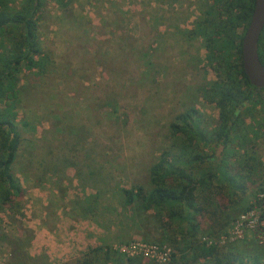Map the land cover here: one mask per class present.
<instances>
[{
    "label": "rangeland",
    "instance_id": "rangeland-1",
    "mask_svg": "<svg viewBox=\"0 0 264 264\" xmlns=\"http://www.w3.org/2000/svg\"><path fill=\"white\" fill-rule=\"evenodd\" d=\"M206 2L72 0L62 8L44 0L37 14L41 64L24 67L16 81L20 144L12 171L21 191L0 208V264H57L84 257L68 252L51 258L29 226L38 229L47 185L59 192L60 199L50 197L54 205L74 208L106 230L104 244L141 239L174 251L171 239L160 242L165 218L125 206L120 190L152 186L151 165L166 151L177 150L179 140L170 129L180 122L177 115L195 109L206 130L218 119L212 87L221 69L215 58H207L205 39L195 34ZM256 107L252 116L244 112L241 119L246 126L242 134L250 140L237 145L233 135L228 144L231 162L245 159L246 151L261 163L252 175L254 183L244 182L247 203L264 179V110ZM206 149L199 144V153ZM63 192L69 201L62 202ZM241 203L238 213L230 212L235 218L242 213ZM198 220L200 239L209 230L211 236L224 230L218 232L220 224L207 214ZM174 222L168 233L178 239L179 227L184 231L187 222ZM246 235L253 238L249 231ZM252 241L237 249L246 264H251L250 254H260L259 264H264V241ZM101 263L111 262H94Z\"/></svg>",
    "mask_w": 264,
    "mask_h": 264
},
{
    "label": "trees",
    "instance_id": "trees-1",
    "mask_svg": "<svg viewBox=\"0 0 264 264\" xmlns=\"http://www.w3.org/2000/svg\"><path fill=\"white\" fill-rule=\"evenodd\" d=\"M55 1L65 8L72 0ZM206 1L204 15L196 23L195 34L205 39L207 58H215L221 69L218 82L212 87L215 103L219 108L218 119L210 130H206L200 126L199 114L195 109L177 115L180 122L170 124L172 134L179 140L177 150L172 154L166 151L151 165L149 180L152 186L148 189L141 186L122 187L120 195L125 206L154 210L157 216L165 218H161V228L166 233L160 242L171 239L169 242L174 247L171 261L167 264H190L191 261H200L201 264H246L242 251L237 246L251 244L253 238L222 246L207 245L198 236V217L209 215L212 223L220 224V232L235 219L230 212L235 211L241 202L240 212L259 204L257 196L252 202H246L244 197L248 186L244 182L254 183L252 175L256 171V165L261 163L246 151L245 159L234 158L231 162L229 158L234 153L228 148L233 135L237 145L246 144L250 140L247 134H242L246 129L245 122L241 120L243 113L238 115L234 109L248 112L253 107L261 106L264 110V88L255 91L254 96L251 94L245 86L256 87L250 85L241 62V41L254 0ZM43 2L44 0H0V208L21 191L18 178L12 171L20 144L15 111L18 93L16 81L24 67L32 68L41 64L37 14ZM218 10L221 14L217 16L215 13ZM212 33L214 37L211 36ZM262 34L258 54L264 64ZM233 54L238 57L234 59ZM200 143L207 147V151L198 152ZM220 144L223 148L218 149L217 155L216 149ZM249 161H252L251 164ZM261 190H264V179L256 193ZM175 220L187 222L184 231L179 227L178 239V235L174 234L171 238L168 233ZM212 233L209 230L206 235ZM249 258L251 264H259L261 255L250 254ZM142 259L138 256L127 257L111 246H100L89 248L81 259L57 264H94L96 260L110 261L109 264L152 263Z\"/></svg>",
    "mask_w": 264,
    "mask_h": 264
},
{
    "label": "crops",
    "instance_id": "crops-1",
    "mask_svg": "<svg viewBox=\"0 0 264 264\" xmlns=\"http://www.w3.org/2000/svg\"><path fill=\"white\" fill-rule=\"evenodd\" d=\"M47 188L48 192L45 193L48 197L40 202L38 229L32 223H29V226L34 227L35 233L40 237V244L44 245L51 258L68 252L83 254L92 247L110 246L103 242L106 238L104 234L106 230L103 227L90 222L87 215L77 214L74 208L63 210L65 207L63 203L54 205L51 198L55 199L54 195L59 198V192L48 185ZM40 189H43V186ZM62 199V202L70 200L68 192H63Z\"/></svg>",
    "mask_w": 264,
    "mask_h": 264
},
{
    "label": "built area",
    "instance_id": "built-area-1",
    "mask_svg": "<svg viewBox=\"0 0 264 264\" xmlns=\"http://www.w3.org/2000/svg\"><path fill=\"white\" fill-rule=\"evenodd\" d=\"M259 204L240 213L224 230L215 236L204 235L201 240L207 245L222 246L231 242L240 241L247 237L249 231L255 240L264 241V190L257 193ZM114 250L127 257H142L155 264H167L171 261L173 249L166 244L146 242L134 239L123 245H113Z\"/></svg>",
    "mask_w": 264,
    "mask_h": 264
},
{
    "label": "water",
    "instance_id": "water-1",
    "mask_svg": "<svg viewBox=\"0 0 264 264\" xmlns=\"http://www.w3.org/2000/svg\"><path fill=\"white\" fill-rule=\"evenodd\" d=\"M264 25V0H254L253 10L241 41L242 67L249 82L264 87V64L258 55V41Z\"/></svg>",
    "mask_w": 264,
    "mask_h": 264
},
{
    "label": "flooded vegetation",
    "instance_id": "flooded-vegetation-1",
    "mask_svg": "<svg viewBox=\"0 0 264 264\" xmlns=\"http://www.w3.org/2000/svg\"><path fill=\"white\" fill-rule=\"evenodd\" d=\"M261 33H263L262 34V40H264V25H263V28H262V31H261ZM260 37H261V34H260ZM260 37H259V40H260ZM258 46H259V41H258ZM259 55V54H258ZM232 57L234 58V59H236L238 56H237V54H233L232 55ZM260 58V57H259ZM241 62H242V57H241ZM221 73V72H220ZM239 77H241L240 75H239ZM242 78V77H241ZM249 81V80H248ZM250 83V82H249ZM250 85H252L251 83H250ZM254 86V85H253ZM246 88H248L249 89V91H251V94L254 96L255 95V91H260V89L261 88H264V87H256V86H254V87H256V89H254V88H252L251 86L249 87V86H245ZM246 103V102H245ZM257 107H253V108H251V116L256 112V109ZM217 109H218V116H219V108L217 107ZM234 112L235 113H237L238 115L240 114V112L241 113H244L241 109H239V108H235L234 109ZM223 148V145L222 144H220V145H218V147H217V149H216V154L218 155V149H222Z\"/></svg>",
    "mask_w": 264,
    "mask_h": 264
}]
</instances>
